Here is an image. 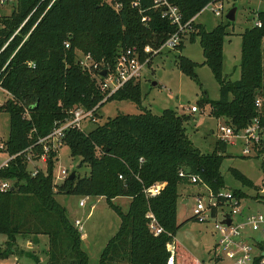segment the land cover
Returning a JSON list of instances; mask_svg holds the SVG:
<instances>
[{"label":"trees","instance_id":"obj_1","mask_svg":"<svg viewBox=\"0 0 264 264\" xmlns=\"http://www.w3.org/2000/svg\"><path fill=\"white\" fill-rule=\"evenodd\" d=\"M170 1L187 19L210 0ZM257 18L261 26L252 24L241 33L237 79L223 74V43L231 20L226 18L211 29L196 22L189 33L190 40L198 37L203 63L219 85L218 98L204 95L198 104L209 103L214 116L237 128L255 116L264 124V10L258 11ZM175 28L159 8L152 7V0H140L136 6L131 0H13L9 13L0 12V87L7 93L0 112L4 109L9 114L5 150L15 154L0 168L1 176L14 180L13 189L0 193L1 233L10 239L16 234H46L48 264H88L82 234L56 193L103 196L120 222L103 246L98 264H200L173 239L179 227L178 185L190 181L188 175L192 174L219 191L224 186L220 166L228 155L226 142L217 139L212 151L201 152L185 130L191 115L173 108L157 114L143 107L139 80L126 81L102 100L104 93L96 76L79 64L76 50L90 52L113 67L121 48L146 42L159 45ZM182 44L180 40L175 47L181 49ZM176 63L198 81L194 60L179 54ZM257 98L260 105L255 103ZM111 99H129L142 110L108 116L89 130L68 128L62 137L71 155H79L80 164L89 166L88 173L80 175L75 170L72 179L66 177L55 184L57 150L50 149L45 171L31 175L24 148L50 132L73 106H96V113ZM34 150L40 153L42 145L36 144ZM260 167L264 186L263 161ZM180 169L187 175L180 176ZM229 170L242 185L255 187L238 169ZM157 181L163 182L158 193L146 195L144 188ZM231 190L240 199L246 196L241 188ZM117 196L130 198L126 210L113 202ZM147 211L164 229L157 235L149 230ZM7 251L13 252V248L7 247Z\"/></svg>","mask_w":264,"mask_h":264},{"label":"rangeland","instance_id":"obj_2","mask_svg":"<svg viewBox=\"0 0 264 264\" xmlns=\"http://www.w3.org/2000/svg\"><path fill=\"white\" fill-rule=\"evenodd\" d=\"M211 2L204 6L195 16V21L202 23L207 29H211L219 22L226 20V12L236 6L235 18L226 27L228 33L223 43V74L230 79H237L240 74V45L241 33L247 26H251L257 18V13L264 10V0H222L220 14L213 11ZM217 7V6H216ZM12 3L0 5V12L9 13ZM182 48L163 47L156 53H150L138 80L141 86V105L154 113H161L164 108H173L177 112H185L191 118L185 122V130L193 144L201 152H210L216 146L218 137V125L224 124L223 117H216L211 113L209 103L199 105L198 101L208 95L212 99L219 96V85L212 74L210 67L203 63L204 56L198 37L190 40L189 34L183 36ZM149 42L141 45L143 48ZM77 50V56L83 51ZM185 55L194 60L197 65L195 71L198 81L179 69L176 63L178 55ZM7 97L6 91L0 89V104ZM195 104L198 110L191 112L187 108ZM142 109L129 99H111L105 101L96 111L95 122L83 121L84 130H89L97 123H102L108 116L118 113H138ZM9 131V114L2 109L0 112V142L4 141ZM228 154L224 157L220 169L224 176L222 191L231 190L235 187L246 192L241 198V205L247 212L264 210V186L262 185L261 159L255 156L246 157L241 152V142L236 139L235 144L226 143ZM7 158V153L0 150V163ZM79 155H71L67 144L62 143L57 149L54 159L53 171L60 168L68 171L76 170L77 174L88 173L89 166L80 164ZM42 165L44 162L35 161ZM233 167L245 174L255 187L242 185L235 178L229 168ZM190 181H181L178 185L179 198L177 199L176 220L179 227L176 230L174 240L188 250L191 255L205 258L204 264H210L207 247L216 238L213 223L214 218L209 217L206 221L192 219L193 207L195 205L196 191ZM57 199L67 209L68 216L73 220L79 217L83 223L82 247L88 254V264H98L99 256L106 241L116 232L120 218L113 208L109 206L104 197L84 196L72 193H56ZM187 197L185 203L182 198ZM85 199L83 205L78 202ZM114 203L119 204L123 210L127 209V199L116 198ZM220 218V210L217 216ZM257 234H260L259 232ZM264 236V233L261 234ZM11 246L13 252L9 253L7 247ZM169 249V246H167ZM170 250V249H169ZM39 262V263H38ZM0 264H48V236L38 234L36 236H23L16 234L10 239L6 233L0 232Z\"/></svg>","mask_w":264,"mask_h":264},{"label":"built area","instance_id":"obj_3","mask_svg":"<svg viewBox=\"0 0 264 264\" xmlns=\"http://www.w3.org/2000/svg\"><path fill=\"white\" fill-rule=\"evenodd\" d=\"M9 2L12 3L13 0H0V5ZM139 2L140 0H131L133 6L138 5ZM211 2H218L212 9L216 14H220L222 0H210L207 4ZM115 7H118L117 3ZM152 7L159 8L161 16L166 17L176 27L157 48H152L148 44L143 48L138 44L121 48L113 67L104 64L101 60H96L90 52H82L78 56L79 64L96 76L98 86L104 93L102 100L107 99L126 81L130 79L138 80L150 53H156L163 47H175L180 40H183V36L195 30L194 24L196 23L195 16L197 13L184 19L179 6L170 0H152ZM253 24L261 26V20L256 18ZM19 27L15 31H18ZM5 45L6 43L3 47ZM65 45L68 46V42H65ZM102 69L105 70V74L101 73ZM0 89L4 91L3 88L0 87ZM260 102V98L255 101L257 105H260ZM95 107L73 106L69 109L68 115L63 120L56 122L50 132L38 137L22 150L31 175L37 174L40 170L45 171L47 153L50 149L57 150L62 144V137L66 129H83V121H96ZM187 109L194 112L198 110V107L191 104ZM218 131L219 139L226 143L235 144L236 139H238L241 142L242 155L246 157L255 156L264 162V124L260 122L258 116L253 117L245 126L240 128L225 122L218 125ZM36 144L42 145L40 153L34 150ZM5 147L4 141H1L0 150L7 153V158L0 163V168L7 165L8 161L15 155L8 153ZM35 161H42L44 164L42 166L34 163ZM69 173L68 169L64 167L57 172L53 171V182L55 184L61 183ZM178 174L180 176L187 175L183 169H180ZM188 176L190 181L195 184L194 190L196 191L192 216L196 221L202 222L208 220L209 217L214 218L213 228L217 236L209 248L211 264H264V236L261 235L264 233V210L247 212L241 205L242 199L236 197L232 190L222 191L220 189L214 192L206 183L199 182L196 175L191 174ZM13 181L9 177L0 175V193L9 190L13 186ZM162 186L163 182L157 181L145 187L144 192L146 195L153 196L158 193ZM84 203V198H81L78 202L79 205ZM219 210L220 218L217 217ZM146 216L149 218V230L154 235L164 230L151 211H147ZM227 217L229 223L224 221ZM73 223L82 234V220L77 217L73 219ZM258 232L260 234H257ZM168 246L170 250L173 249L172 244H168Z\"/></svg>","mask_w":264,"mask_h":264},{"label":"water","instance_id":"obj_4","mask_svg":"<svg viewBox=\"0 0 264 264\" xmlns=\"http://www.w3.org/2000/svg\"><path fill=\"white\" fill-rule=\"evenodd\" d=\"M235 12H236V6L234 5V6H232V7L226 12V14H225L226 18H227L228 20H233V19L235 18ZM101 73H102V74H105V70L102 69V70H101ZM74 175H75V170H72V171H70V173L68 174L67 177H68L69 179H72V178L74 177ZM262 185H263V184H262ZM13 187H14V186H11L10 189H13ZM224 221H226L227 223H229V218L227 217Z\"/></svg>","mask_w":264,"mask_h":264},{"label":"crops","instance_id":"obj_5","mask_svg":"<svg viewBox=\"0 0 264 264\" xmlns=\"http://www.w3.org/2000/svg\"><path fill=\"white\" fill-rule=\"evenodd\" d=\"M195 112V111H194ZM96 197H103V196H96ZM122 197H124L125 199H127V203H129V201H130V198L128 197V196H117V197H115V198H113V200L114 199H116V198H122ZM187 201V197H183L182 198V202L183 203H185ZM128 205V204H127ZM177 208V207H176ZM81 237H82V240H83V236L81 235ZM107 242V241H106ZM214 242V239H213V241L210 243V245L207 247V252H208V258H209V263L211 264V259H210V257H209V254H210V251H209V248L211 247V245H212V243ZM169 245H171V244H169ZM199 262H200V264H204V261H205V258L203 257V256H201V257H198V256H196L195 254L193 255Z\"/></svg>","mask_w":264,"mask_h":264}]
</instances>
